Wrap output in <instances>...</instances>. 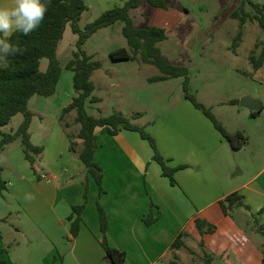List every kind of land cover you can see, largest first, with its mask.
I'll use <instances>...</instances> for the list:
<instances>
[{
    "label": "rangeland",
    "instance_id": "obj_1",
    "mask_svg": "<svg viewBox=\"0 0 264 264\" xmlns=\"http://www.w3.org/2000/svg\"><path fill=\"white\" fill-rule=\"evenodd\" d=\"M84 1L87 10L83 12L78 23L81 29L96 20L104 11L122 5L125 0ZM164 1L165 9L154 8L142 1L138 8L129 12L133 26L163 28L166 39L157 43V47L167 63L187 68L188 92L209 109L219 122L222 120L224 126L230 130H244L243 133L249 137L248 143L242 150L233 152L231 164L226 171L245 182L264 166V137L257 136V130L264 127V61L259 72H256L249 61L251 53L255 57L260 54L263 32L256 21L247 19L241 28L240 41L234 45V39L240 30L241 0ZM251 1L264 6V0ZM234 12L237 13L236 18L233 17ZM243 12L250 16L255 13L247 3L243 6ZM122 26V22H116L102 28L82 46L85 54L101 64L91 76L94 84L92 96L100 101L90 103L87 100L86 112L94 117L113 113L129 117L131 113L141 112L143 117L139 122L149 124L150 129L157 127L164 131L167 128L174 140L178 139V148L175 147L177 152L179 153V146L185 143L193 152L192 159L196 160L200 149L198 133L202 131L201 121L204 120L200 117L203 113L185 100L182 77L150 84L146 82L148 77L161 74L155 66L142 62L139 56L134 61H113L109 57V53L118 48L130 51L121 33ZM76 40L77 35L67 25L57 48L61 74L55 93L49 97L35 95L28 102V110L33 115L28 129L30 142L42 147V152L43 147L45 148V153L41 152L42 162L44 160L49 168L57 170L56 175L63 174L60 178L62 186H65L68 178L77 181V173L86 175L82 163L79 171L70 160L73 153L72 157L80 163L77 153L65 146L68 143L65 136L75 137L78 132L79 126L75 125L74 118L71 117L75 112L59 120L62 108L74 95L72 72L65 69V65L76 51ZM46 65L47 60H41V70H45ZM242 97L260 103L263 110L259 118L253 120L249 116L250 111L239 105ZM232 100L238 101L234 108L228 106ZM189 108L192 112L187 110ZM197 118H200V122ZM22 120V114L13 116L7 125L0 127V132L12 133ZM129 121L132 122L130 119ZM65 124L68 126L64 127ZM60 133H65V136L60 140L63 152L59 159V150L52 149V142L55 141L59 146L56 136ZM74 140L80 148V140ZM145 145L150 149L147 141ZM253 153L256 154L255 159ZM32 156L33 165L25 159L20 139L6 144L0 151L1 180L4 183L0 188V245L6 251V259L14 264H41L36 255L41 256L43 247L36 246L40 252L32 256V247L35 246H31L25 235H22L25 232L28 234L30 227L26 208L29 203L34 204L31 197L37 183L46 182L42 177L55 182L53 173H46L42 169L41 156ZM239 165L243 169L242 173L237 170ZM192 172L198 173V167ZM209 173L212 184V171ZM82 184L85 194L89 191V184L86 180ZM95 184L97 185L96 182ZM256 188L264 193L263 186ZM97 190L99 191L98 185ZM252 202L253 205H261L260 212L251 214L252 216L243 207H234L228 211L235 227L245 233L244 241L238 235H230L235 228L229 224L228 219L217 222L223 213L215 206L212 209L216 211L217 217L211 216L210 222L219 223V229L214 236L211 233L200 235L193 225V228L184 232V246L180 250H171L169 259H174L175 254L178 262L182 264H254L250 258L253 251H257L260 256L264 252V236L261 233L264 232V197L255 196ZM17 229H21V232L18 233Z\"/></svg>",
    "mask_w": 264,
    "mask_h": 264
},
{
    "label": "crops",
    "instance_id": "obj_2",
    "mask_svg": "<svg viewBox=\"0 0 264 264\" xmlns=\"http://www.w3.org/2000/svg\"><path fill=\"white\" fill-rule=\"evenodd\" d=\"M11 4L12 0H0V7H8ZM262 65L256 72L261 70ZM149 78L151 77L146 79L147 83H150ZM153 83L157 82L150 84ZM228 106L234 108L237 104ZM187 110L192 112L190 108ZM251 112L250 118L253 120L259 118L260 112L256 116H251ZM71 117L75 118V113L71 114ZM124 117L132 120L131 124L146 129L145 131L153 137L166 165L175 168L173 174L175 184L171 185L169 180L161 175L159 165L152 160L151 148L149 149L145 145L146 141L134 131L122 130L116 135H110L100 127L94 129L97 147L93 159L102 169L100 194L92 177L81 173L76 174L77 181L68 178L65 186L60 185L63 174L56 175L57 170L49 168L44 160L42 162V153H45L43 147V152L39 154L42 169L46 173H53L52 178L55 182L42 177L46 182L37 183L31 197L34 204L29 203L26 208L30 227L29 233L25 232L22 235H25L31 246H35L32 247V256L39 251L36 247L38 246L43 247L41 256L36 255L37 261L39 260L41 264H110L99 243L102 233L99 228L97 203L105 212L107 221L105 237L108 245L125 252L123 264H169L172 242L180 233L193 228V220L197 217L216 226L212 236L219 229V223L228 219L229 224L235 228L230 235H238L244 241L245 233L235 227L228 214H222L217 221L219 223L210 222V217H217L216 211L212 208L219 207V201L234 192L244 197V204L248 206L250 216L260 212L261 205H253L252 201L255 196L264 197V193L256 188L264 187V166L245 182H242L241 178H234L226 171L231 164L233 152L242 150L246 145L239 150L231 149L212 122L202 115L200 118L205 122L201 121L202 131L198 133L200 149L194 160L193 152L185 143L179 146V153L177 152L178 149L175 147L178 148V139L175 141L167 128H164V131L158 130L157 127L150 129L149 124L139 122L143 117L141 112ZM200 118H197L198 122ZM220 121L229 133L244 131L230 130L224 126L222 120ZM63 136L65 133L56 136L59 143ZM257 136L264 137L263 126L257 130ZM65 138L68 142L65 144L67 148L69 140L67 136ZM52 146L53 150H59L60 159L63 152L62 141L59 146L54 141ZM253 154L252 158L255 159L256 154ZM72 156L69 155L70 160L80 171L81 161L78 163ZM196 167L198 173L194 174L192 170ZM237 170L241 173L243 171L240 165ZM246 170L250 172L247 168ZM209 171L213 174L212 184ZM85 180L89 184L86 200L82 184ZM83 202L85 206L80 213L79 232L73 237L67 218L71 214V207ZM148 216L154 221L146 225L145 219ZM16 231L20 233L21 229ZM0 247L3 248L1 245ZM262 257L257 251H253L250 258L256 264ZM4 260L14 264L6 259V254Z\"/></svg>",
    "mask_w": 264,
    "mask_h": 264
},
{
    "label": "trees",
    "instance_id": "obj_3",
    "mask_svg": "<svg viewBox=\"0 0 264 264\" xmlns=\"http://www.w3.org/2000/svg\"><path fill=\"white\" fill-rule=\"evenodd\" d=\"M142 1H145L154 8H166L164 0H125L122 5L114 6L104 11L96 20L81 29L78 23L83 12L87 10L84 0H44L48 4V10L42 25L27 36L18 31L14 32L9 42L21 48L23 50L22 54L9 55L7 65L0 64V127L7 125L13 116L17 114L23 115V120L15 131L12 133L0 132V151L6 144L20 139L25 159L31 165L34 164L32 154L39 155L42 152V147L32 145L30 142L28 129L33 115L28 110V102L35 95L49 97L55 93L61 74V65L57 58V48L63 38L66 26L69 25L71 32L77 35L75 42L76 51L72 53V58L65 65V69L72 72L74 95L71 101L62 108L59 120H62L71 111L75 112L73 121L79 125V130L75 137L68 136L69 149L77 153L79 160L85 168L86 175L91 176L95 180L99 187L98 193H102V169L93 159L94 150L97 147L94 129L100 127L110 135H116L122 130L138 133L140 138L147 141L152 149V160L159 165L161 175L166 177L171 185L175 184L173 178L175 168H170L166 165V161L161 157L153 137L146 133L142 127L131 124L129 119L120 113L94 117L89 115L85 110V102L87 100L90 103L100 101L99 98L92 96L94 84L91 76L94 71L101 67V64L93 60L91 56L85 54L82 46L98 30L109 27L116 22L123 23L121 33L126 39L130 51L125 48L111 51L109 57L113 61H134L139 56L142 62L155 66L161 72L160 75L149 78L148 82L150 83L182 77L184 98L212 122L215 129L221 134L231 149L239 150L246 145L247 136L242 131L234 133L226 131L211 111L199 103L194 95L188 92L187 68L169 64L164 60L160 49L157 47V43L166 39L165 30L156 26L145 28H135L133 26L129 12L138 8ZM245 3L253 8L255 11L253 15L250 16L243 12ZM240 11V30L234 39V45L240 41L242 35L241 28L247 19L256 21L264 35V6H259L251 0H241ZM233 17L236 18L237 13L234 12ZM43 59L47 60L45 70H41L40 68L41 60ZM249 61L255 70L262 65L264 61V38L261 42L259 56L255 57L251 53ZM229 104H238V101L232 100ZM261 109L262 106L260 105L257 111L251 112V116H256ZM67 126L65 124L64 127ZM74 139L80 140V148H78V144ZM1 171L0 168V188L4 184L1 180ZM86 197L87 193L84 194V200H86ZM218 205L224 215H227L228 211L234 207H243L248 210V206L244 204V197L237 192L226 196L223 200L219 201ZM84 206V202L79 205H73L71 207V214L67 218L70 222V233L73 237L79 232L80 213L84 209ZM97 209L99 228L102 233L99 243L105 252L106 258L110 264H123L125 252L108 245L105 237L107 225L105 212L99 203H97ZM153 221L154 219H151L150 216L145 219L146 225H149ZM193 224L200 235L204 233L212 234L216 228L214 224H210L200 217L194 218ZM261 233L264 236V232L261 231ZM183 235L184 233H180L175 238L170 246L171 250H180L184 246ZM5 254L6 251L0 247V264H10L4 260ZM169 264L182 263L178 262V257L174 254V259ZM256 264H264V252L262 259Z\"/></svg>",
    "mask_w": 264,
    "mask_h": 264
},
{
    "label": "clouds",
    "instance_id": "obj_4",
    "mask_svg": "<svg viewBox=\"0 0 264 264\" xmlns=\"http://www.w3.org/2000/svg\"><path fill=\"white\" fill-rule=\"evenodd\" d=\"M47 10L44 0H12L11 6L0 7V64L7 65L9 55L22 54L21 48L9 42L12 34H31L42 25Z\"/></svg>",
    "mask_w": 264,
    "mask_h": 264
},
{
    "label": "water",
    "instance_id": "obj_5",
    "mask_svg": "<svg viewBox=\"0 0 264 264\" xmlns=\"http://www.w3.org/2000/svg\"><path fill=\"white\" fill-rule=\"evenodd\" d=\"M239 105L247 108L249 111H257L260 108V103L258 101L251 100L248 97H242L239 100Z\"/></svg>",
    "mask_w": 264,
    "mask_h": 264
}]
</instances>
